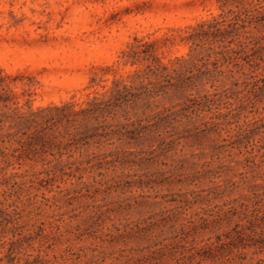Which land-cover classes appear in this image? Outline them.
<instances>
[{
	"label": "rangeland",
	"instance_id": "1",
	"mask_svg": "<svg viewBox=\"0 0 264 264\" xmlns=\"http://www.w3.org/2000/svg\"><path fill=\"white\" fill-rule=\"evenodd\" d=\"M229 9L218 0H0V70L22 111L85 106L109 97L113 81L141 92L144 64L121 59L134 37L164 63L183 56L199 69L186 88L152 82L163 91L95 114L87 125L100 136L60 158L89 160L74 177L47 174L48 154L0 144V264H264V251L240 245L250 229L264 238V63L215 69L179 38ZM214 91L221 101L210 109L189 101Z\"/></svg>",
	"mask_w": 264,
	"mask_h": 264
},
{
	"label": "trees",
	"instance_id": "2",
	"mask_svg": "<svg viewBox=\"0 0 264 264\" xmlns=\"http://www.w3.org/2000/svg\"><path fill=\"white\" fill-rule=\"evenodd\" d=\"M218 1L220 8L235 3L236 10L229 9L210 19L201 20L179 29L184 33L179 37L180 40L189 43L190 53L196 49H203L206 58H197L196 60L203 59L207 63H211L215 69L220 63H230L233 67L247 65L253 70L261 67L260 64L264 63V34H254L251 29L259 31L260 27H264V0ZM242 2H245V5L237 8L238 4ZM206 45L207 47H204ZM121 59L124 64L136 65L139 62L144 64L143 69L134 70V74L140 70L141 77L148 81L141 86L142 91L132 93L130 92L132 86H127L121 81H113L112 85L107 87L110 92L109 97L105 99L93 97L85 102V106L77 107L71 102H63L59 105L51 104L36 108L27 106L26 110L22 111V106H18L14 93L6 82L7 77L0 70V144L16 143L24 150L48 154L53 159L48 161L52 165L46 170L47 174L59 173L74 177V172L86 170L89 160L73 159L64 162L60 158L63 154L71 157L69 152H65L66 146L76 144L87 146L89 139L100 136L97 134L95 126L87 125L95 117V114L107 111L111 107H118L123 102L139 99L143 94L149 96L163 91L154 86L150 88L148 85L152 82L164 81L167 83L164 87L183 89L188 85L185 84V80L196 79L199 76L193 73L194 70L199 71L195 62L188 63L189 59L180 56L164 63L156 54L153 44L142 38L134 37L133 41L122 50ZM262 69L264 72V67ZM261 79L258 78L255 82ZM172 80L175 81L172 82ZM232 83L239 86L236 80ZM225 90L222 91L225 92ZM222 91L197 93V96L191 97V99L187 97V99L193 102L196 107L204 106L210 109V106H213L215 102L221 101ZM227 108L228 111H233L236 107L231 105ZM227 114V112L221 115L214 114L212 119L215 120L210 122L211 125L217 127L220 122L216 120ZM79 126H83V128L78 130ZM242 128L240 126L238 129ZM77 179H81V175ZM248 223L252 225L251 221ZM233 231L238 240L243 238L244 232L242 233L239 224L234 225ZM249 231L253 238L248 243H241L242 248L255 247L259 251H264V238H254L262 232H256L254 229Z\"/></svg>",
	"mask_w": 264,
	"mask_h": 264
}]
</instances>
